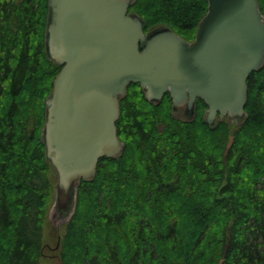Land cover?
I'll return each mask as SVG.
<instances>
[{"label": "trees", "instance_id": "trees-1", "mask_svg": "<svg viewBox=\"0 0 264 264\" xmlns=\"http://www.w3.org/2000/svg\"><path fill=\"white\" fill-rule=\"evenodd\" d=\"M130 9L147 28L167 24L192 40L208 0ZM48 11V0H0V264H42L54 183L41 130L63 67L45 51ZM248 90L243 124L211 126L204 100L187 122L173 115L170 93L154 104L131 83L117 120L125 148L81 181L62 264H264V66Z\"/></svg>", "mask_w": 264, "mask_h": 264}, {"label": "water", "instance_id": "water-1", "mask_svg": "<svg viewBox=\"0 0 264 264\" xmlns=\"http://www.w3.org/2000/svg\"><path fill=\"white\" fill-rule=\"evenodd\" d=\"M135 1L48 0L46 54L63 67L46 99L41 140L57 177L49 219L58 229L75 214L82 179L95 177L101 158L123 153L116 122L131 82L155 103L170 91L173 115L187 109V122L198 97L211 126L218 115L231 125L248 116V78L264 66L259 0H208L192 41L167 24L145 34V19L129 10ZM233 142L230 135L225 157Z\"/></svg>", "mask_w": 264, "mask_h": 264}, {"label": "rangeland", "instance_id": "rangeland-1", "mask_svg": "<svg viewBox=\"0 0 264 264\" xmlns=\"http://www.w3.org/2000/svg\"><path fill=\"white\" fill-rule=\"evenodd\" d=\"M165 105H167V104L165 103ZM167 107H168V110L170 111L171 110L170 106L168 105ZM124 110H125V108H124ZM204 112H205V110L202 109V114H204ZM235 131H236V128L231 127L230 135L234 136ZM230 135H229V137H230ZM234 142H235V136H234ZM234 142H233V144H234ZM227 143H228V141H227ZM226 145H225V148H226ZM225 148H224V150H225ZM224 150H223V155H224ZM50 176L53 178V183H56L57 178H56L53 170L50 171ZM227 176L228 175L226 174V179H227ZM226 181L227 180H224L223 182L226 183ZM54 194L55 193L52 194V196L50 197L48 204H47V214L48 215L50 213L51 207L53 206V204L55 202ZM68 224H69V222L65 223L64 225L61 226L60 229H58L55 225H53L51 223L49 218L46 219V221H45V240H44V245L41 248L42 264H62V262H61L62 259L60 256V249H61L60 243L62 242V239L65 238L64 237L65 234L68 232ZM229 240L230 239H228L227 243L230 246ZM228 250H229V247H228ZM228 250H227V252H228ZM227 252H226V245H225L224 254H227Z\"/></svg>", "mask_w": 264, "mask_h": 264}, {"label": "flooded vegetation", "instance_id": "flooded-vegetation-1", "mask_svg": "<svg viewBox=\"0 0 264 264\" xmlns=\"http://www.w3.org/2000/svg\"><path fill=\"white\" fill-rule=\"evenodd\" d=\"M156 28H157V26L152 27V28H147V29L145 30V34H148V33L152 32V30H153V29H156ZM199 98H200V97H198V98L196 99V101L199 100ZM148 101H149V100H148ZM149 102H151V101H149ZM160 102H161V101H160ZM151 103H153V102H151ZM195 116H196V114H195ZM176 117L179 118V119H182V120L184 121L186 118H189V117H191V116L188 114L187 109H179V111H178Z\"/></svg>", "mask_w": 264, "mask_h": 264}, {"label": "bare ground", "instance_id": "bare-ground-1", "mask_svg": "<svg viewBox=\"0 0 264 264\" xmlns=\"http://www.w3.org/2000/svg\"><path fill=\"white\" fill-rule=\"evenodd\" d=\"M45 32H46V30H45ZM44 42H45V36H44ZM45 51H46V47H45ZM48 58H49V57H48ZM50 60H51V59H50ZM52 61H53V60H52ZM54 62H55V61H54ZM55 63H56V62H55ZM57 64H58V63H57ZM53 88H54V87H53ZM195 119H196V118H195ZM195 119H194V120H195ZM194 120H193V121H194ZM110 158H111V157H110ZM116 158H118V157H116ZM47 160H48V159H47ZM48 161H49V160H48ZM49 162H50V161H49ZM50 164H51V162H50ZM51 165H52V164H51ZM52 168H53V166H52ZM53 169H54V168H53ZM96 174H97V172H96ZM95 176H96V175H95ZM94 178H95V177H94ZM94 178H93V179H94ZM93 179H92V180H93ZM82 180H84V179H82ZM55 184H56V183H54V193L56 192V190H55ZM54 199H55V194H54ZM77 199H78V198H77ZM76 210H77V205H76ZM75 212H76V211H75ZM48 218H49V215H48ZM70 221H71V220H70ZM70 221H68V222H70ZM53 225H54V224H53Z\"/></svg>", "mask_w": 264, "mask_h": 264}]
</instances>
